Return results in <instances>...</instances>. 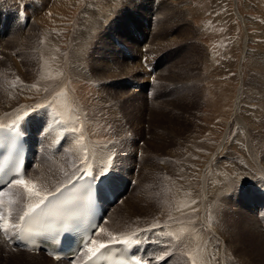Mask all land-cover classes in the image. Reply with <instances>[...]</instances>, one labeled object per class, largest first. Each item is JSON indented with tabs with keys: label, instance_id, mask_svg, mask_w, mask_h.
Wrapping results in <instances>:
<instances>
[{
	"label": "rangeland",
	"instance_id": "obj_1",
	"mask_svg": "<svg viewBox=\"0 0 264 264\" xmlns=\"http://www.w3.org/2000/svg\"><path fill=\"white\" fill-rule=\"evenodd\" d=\"M0 102V119L22 116L38 150L32 181L39 165L48 173L85 165L84 147L89 156L98 145L113 151L116 163L98 153L100 172L134 191L108 214L100 242L156 224L180 239L152 227L161 242L151 259L167 251L165 264H192L189 254L215 264L219 239L200 223L207 199L214 218L223 211L229 263L257 257L233 234L253 224L252 238H264V0H0ZM0 251V264H19L1 241Z\"/></svg>",
	"mask_w": 264,
	"mask_h": 264
},
{
	"label": "bare ground",
	"instance_id": "obj_2",
	"mask_svg": "<svg viewBox=\"0 0 264 264\" xmlns=\"http://www.w3.org/2000/svg\"><path fill=\"white\" fill-rule=\"evenodd\" d=\"M51 10V9H50ZM51 18V16H50V14H49V16H48V14H47V16H46V19L48 20V19H50ZM241 19V18H240ZM27 38V37H26ZM21 41V40H20ZM24 41V40H23ZM22 41V44H26V46H27V42H23ZM6 48V47H5ZM26 49V48H25ZM130 65V64H129ZM16 67H18V66H16ZM130 67V66H129ZM152 68V67H151ZM20 69V68H19ZM148 69H149V67H148ZM116 70V69H115ZM122 70V69H121ZM150 70V69H149ZM154 70V69H153ZM124 71H126V70H124ZM151 71V70H150ZM127 72V71H126ZM129 72H130V70H129ZM76 73V72H75ZM149 73V72H148ZM78 75V74H77ZM79 75H80V73H79ZM151 76H153V74H150ZM150 75L148 76V78H150ZM82 77H83V75H82ZM68 78V77H67ZM84 78V77H83ZM78 79V78H77ZM84 80V79H83ZM78 84V83H77ZM133 86V85H132ZM134 87V86H133ZM75 89H76V87H74ZM86 87H84V91H86V96L84 97V99H82V101L80 102L79 101V103H80V105L81 104H85L86 106L88 105V101H90L89 100V98L90 97H88V95L89 94H92V92H90L89 90H86L85 89ZM135 88V87H134ZM81 89V88H80ZM141 89V86L139 87V88H135V90H133V91H137V90H140ZM241 89V88H240ZM78 92H79V90H78ZM90 92V93H89ZM78 95H79V93H78ZM7 97V99H12L13 97H12V93H7V95H6ZM44 100V99H43ZM239 100V99H238ZM10 101V100H9ZM69 103H68V105H66L67 107L68 106H70L71 104H72V99L70 98L69 100ZM66 102V101H65ZM1 103V102H0ZM6 103V102H5ZM60 104V103H59ZM62 104V103H61ZM64 104H66V103H64ZM91 104V103H90ZM13 105V104H12ZM239 102L237 101V103H236V109H235V117H236V119H238L239 117H237V115H238V111H239ZM3 107V106H2ZM5 107H7V106H5ZM222 107L223 106H221V108L220 109H222ZM62 108H63V106H62ZM66 108V107H65ZM222 110H224V108L222 109ZM217 112H219V111H217ZM65 114H62L63 116L64 115H67L68 113H69V111L67 110V111H65L64 112ZM208 114V113H207ZM206 114V115H207ZM211 114V113H210ZM205 115V116H206ZM220 115H221V113H220ZM225 115V114H224ZM223 115V116H224ZM85 116V115H84ZM6 117V116H5ZM9 117V116H8ZM7 117V118H8ZM3 118H4V116H3ZM91 118V117H90ZM17 119V118H16ZM63 119V118H62ZM10 120H12V119H10ZM14 120V119H13ZM86 120H87V118H86ZM63 121V120H62ZM99 121H100V119H98V118H92V123L93 124H95V125H98V123H99ZM3 122L5 123V122H11V121H7V120H5V119H3L2 121H0V125H7V126H12L11 124H3ZM64 122V121H63ZM91 123V121L89 122V124ZM91 123V124H92ZM90 124V125H91ZM92 124V125H93ZM77 125V124H76ZM94 125V126H95ZM67 126V125H66ZM86 126V125H85ZM89 126V125H88ZM98 126H100V125H98ZM83 127V126H82ZM96 127V126H95ZM99 128H101V127H99ZM85 129V128H84ZM95 129H97V128H95ZM95 129H94V131H95ZM25 130V129H24ZM98 130V129H97ZM92 131H90V133H91ZM96 132H94V134H95ZM99 133V132H98ZM92 134V133H91ZM101 134V133H100ZM100 134L98 135V136H100ZM102 135V134H101ZM95 136H96V134H95ZM97 136V137H98ZM88 137V136H87ZM101 137V136H100ZM248 140H250L249 138H248ZM89 159H91L90 157H89ZM250 162H251V165H253V164H256L257 163V166L260 168L259 170L260 171H263L262 170V166H261V164H259V161H256V158H255V156L252 154V152H250ZM79 163H81V162H79ZM88 164L90 165V161L88 162ZM77 165V164H76ZM250 165V163H249V166H251ZM103 166V165H102ZM254 166V165H253ZM66 167V166H65ZM75 167V166H74ZM84 168H85V165H83V166H81L79 169H80V171H78V172H76V169H73V170H70L69 171V169H67L66 170V172H65V168H64V164L63 165H61L60 166V168H59V171L60 172H57V173H55V172H53V171H50L49 173H48V171H46V169L45 168H43L42 167V165L40 166L39 165V169H38V171L40 172V175H38V176H36L35 177V181H33L34 183H36L38 186H40V188H41V190L42 191H44V190H46L48 193H50V192H53V191H55L57 188H59L60 186H62L63 184H66V183H68V182H70V181H72L73 179H77L78 177H81L83 174H86L85 172H84ZM256 168V167H255ZM111 170H112V168H110ZM113 169H114V167H113ZM251 169V168H250ZM256 169H258V168H256ZM255 169V170H256ZM92 170H93V168H92ZM254 170V171H255ZM73 172H76V174L75 175H72V173ZM93 173H94V171H92ZM246 170L244 169V171H243V175H245V177H246ZM249 172V171H248ZM65 173H67L68 175H65ZM102 173H105V172H102ZM255 173H257V171L255 172ZM264 174V171H263V173H262V175ZM112 175H114V174H112ZM259 175V174H258ZM94 176H95V178H96V181L98 182V184L100 185V187H101V182L98 180L99 178H97V176H96V174L94 173ZM69 177H71V179L69 180ZM262 177V176H261ZM122 178V177H121ZM120 178V185H116V184H114V189H115V191H116V193H117V198H118V200H119V202H122V204H123V206H125V204L128 202V198H130L129 196H130V194H131V192L132 191H134V189H131L130 187H126V191H127V193H128V195H127V199L126 200H124V198L123 199H119L120 197V191H125V188H122L123 187V185L121 186V182H122V179ZM253 178V177H252ZM260 178V177H259ZM210 186H206V185H204V189H207V188H209ZM210 189V188H209ZM126 191H125V193H126ZM214 193V195H212V198H214V199H216L215 198V196H219L220 198H221V195H219L218 193L220 192V189L216 186V187H212L211 188V190H210V193ZM234 195V194H233ZM126 196V195H125ZM125 196H123V197H125ZM217 201V200H216ZM254 201V199H252L251 200V202H253ZM232 203V202H231ZM200 204H201V206L203 207H200V208H202L204 211V218L202 219V218H200L201 219V221H200V223H201V225H202V227H203V229H207L208 230V232H210L212 235H214V237H216V239L218 238L219 239V241H218V244H217V248H218V251H217V254H216V258H215V264H230L229 263V258L231 257V253H230V250L229 249H227L228 247H226L227 245V243H228V239L230 238V236H229V238H228V236H227V232H225L226 231V226L223 224V222L220 220V217H221V213H223V211L222 212H219L218 214H215V218L209 213V212H211L212 211V208H213V204L211 203V201H209V200H205L203 203H201L200 202ZM20 206L22 205V204H19ZM18 205V206H19ZM24 205V204H23ZM23 205H22V207H23ZM224 205V204H223ZM226 205V204H225ZM224 205V208H223V210L224 211H226L228 214H232L233 216H235L236 214H239V213H241V211H237V212H234V214L233 213H231V212H229L230 211V209H229V211L227 210V207ZM235 205V204H234ZM25 206V205H24ZM122 206V205H121ZM115 207V206H114ZM114 207H112L111 209L109 208V209H107V212H108V214L111 212V211H113V209L115 210V208ZM134 207V206H133ZM229 208V207H228ZM133 209V208H132ZM131 208H128L127 209V211H126V214H125V218H128V217H130L131 218V216H133L132 215V213H133V211L134 210H132ZM109 210V211H108ZM132 210V211H131ZM139 210V209H138ZM17 212V211H16ZM115 212V211H114ZM114 214V213H113ZM112 214V215H113ZM243 215H244V213H242ZM116 215V214H115ZM131 215V216H130ZM243 215H242V217H243ZM260 216H262V215H264V210L259 214ZM12 216H14V215H12ZM208 216V217H207ZM112 218H113V216H111ZM118 217V216H117ZM202 217H203V215H202ZM207 217V218H206ZM226 217H227V215H226ZM112 218H111V220H110V222L112 221ZM116 218V217H115ZM119 219H120V217H119ZM207 219V220H206ZM240 219V218H239ZM125 221V220H124ZM240 221H241V219H240ZM253 221V220H252ZM119 223V222H118ZM125 223V222H124ZM261 223V222H260ZM116 226H117V228H119L118 227V224L116 225H114V227H115V229H117L116 228ZM120 227H121V225H120ZM174 227L176 228L177 226H176V224L174 225ZM253 227H254V225L252 224V225H250V226H243V228L241 227L235 234H233L235 237H240V242H237L238 243V245L242 242V241H247L248 243H250V245L251 246H253V249H252V251L254 252V254H256V256L257 257H250V256H248L249 258L247 259V260H245L244 258L243 259H241V263H239V264H264V238L262 237L263 235L262 234H259L258 233V231L257 232H255L256 233V235L255 236H258L257 238L260 240V243H259V240L258 239H256L255 238V236H254V238H252V233L254 232L253 231ZM123 228V227H122ZM122 228H120V229H122ZM140 228V227H139ZM99 229H101V226L99 227ZM99 229L97 230V232H99ZM119 229V230H120ZM125 229V228H124ZM129 229V228H128ZM136 229V228H135ZM141 229V228H140ZM182 228H180V230H181ZM185 229V228H184ZM234 229H237V227H235ZM264 229V228H263ZM126 231V230H125ZM175 231H178V229H176ZM241 231H243V233L241 232ZM96 232V233H97ZM127 232V231H126ZM125 232V233H126ZM102 232H99V234L98 235H93L92 237V239H97L98 237H99V235L101 234ZM237 233L239 234L238 236H237ZM241 233V234H240ZM254 233V234H255ZM131 234V232H128V233H126V234H120L117 238H123L124 236H128V235H130ZM209 234V233H208ZM212 235H210V236H212ZM207 236V235H206ZM214 237H213V239H214ZM154 238V240H156V241H158L157 243H156V245L157 244H159L161 241L158 239V235H156L155 237H153ZM252 238V239H251ZM104 239V238H103ZM216 239L213 241V242H211V240H212V238L210 239V243H212V244H214V242H216ZM11 240L13 241L14 240V238L12 237L11 238ZM101 240V239H100ZM239 240V239H238ZM3 242H5V240L3 239ZM90 242H91V240L87 243V244H89L90 245ZM100 242V241H99ZM109 241H106L105 239H104V242L103 243H108ZM262 242V243H261ZM197 243L199 244V241H197ZM4 245H5V243H3ZM246 245V244H245ZM133 246H135V245H133ZM198 246V245H197ZM212 246V245H211ZM136 249H137V247H135ZM155 248V250H156V252L158 251L157 249H156V246L154 247ZM6 249H7V254L8 255H11V256H13V258H16L17 259V261H19V264H72V263H70V262H68V261H65V260H59V261H55V260H53L52 258H50L49 256H47L46 254H44L43 252H39V253H37V252H32V251H24V250H22V249H20V248H12V247H7L6 246ZM196 249V248H195ZM87 252V251H86ZM3 253H4V251H3ZM138 254H140V252H138ZM204 254V253H203ZM253 254V255H254ZM0 255H2V252L0 251ZM6 255V254H5ZM7 257V256H6ZM229 257V258H228ZM8 258V257H7ZM152 257H149V259H148V261H149V264H164V261H157L156 259H151ZM153 258H155V256H153ZM232 259V258H231ZM77 261V260H76ZM233 261V260H232ZM209 262V261H208ZM232 263V262H231ZM2 264V263H1ZM172 264V263H171ZM193 264V263H192ZM196 264H206V261H205V263H204V260H203V258L201 257V259L199 258H197V261H196Z\"/></svg>",
	"mask_w": 264,
	"mask_h": 264
},
{
	"label": "snow or ice",
	"instance_id": "obj_3",
	"mask_svg": "<svg viewBox=\"0 0 264 264\" xmlns=\"http://www.w3.org/2000/svg\"><path fill=\"white\" fill-rule=\"evenodd\" d=\"M35 87V85H33ZM27 115V113H26ZM22 119V117L17 118ZM0 127H3L0 125ZM17 127L16 124L12 125V129L15 130ZM78 129L73 128V131H77ZM83 139V136L80 138ZM83 155L81 159V163L85 164L84 172L86 174H91L89 169L90 165L88 164L89 154L87 148L84 147L82 149ZM22 169V162H17L15 170H14V178L8 182L6 187L9 189L13 187H19L24 190L26 197L28 199V204L25 206V211L23 215L19 216V223L11 221L12 213H13V206L19 202L20 194L17 193L15 197H13L12 193L5 192L4 190L0 189V231H3L5 234H8L12 231L19 230L21 232H27L30 236L35 235H45L51 234L55 231L57 234L62 231V226L58 227V221L63 219V216L60 212H49L46 213L41 208L42 205H45L46 202L49 200V196L51 195L46 190L42 191L40 186L34 183L31 180L25 178L24 174L21 171ZM80 171L77 167L76 172ZM76 172H73L72 175H75ZM65 175H68L65 173ZM99 175V174H98ZM95 178V177H93ZM71 177H69V180ZM61 191V189L57 188L56 192ZM70 202H65L68 204ZM39 210V211H38ZM159 225L154 224L152 227L156 228ZM145 231H151V229H147ZM185 231L181 229V232ZM99 232H104V229H99ZM99 232L94 233V235H98ZM111 235V234H109ZM166 235L174 236L173 233H167ZM175 239L179 240V236H174ZM52 239H57V235H53ZM141 242V238L139 234L132 233L131 235L124 236L123 238H117L116 236H111V239L108 243H102L92 239L89 244H85L87 248V252L89 254V260H92L94 264L98 261L101 257L105 255L102 251L107 249L111 244H121L124 245L125 249L131 248L133 245H138ZM53 255L54 258L59 259V254L56 252L49 253ZM168 255L167 251H164L161 255L156 257L157 261H162ZM189 259L193 260V264H196L195 259L189 254ZM115 264H149V261L144 260L140 257H130L126 256V252L122 253V258L115 261Z\"/></svg>",
	"mask_w": 264,
	"mask_h": 264
}]
</instances>
